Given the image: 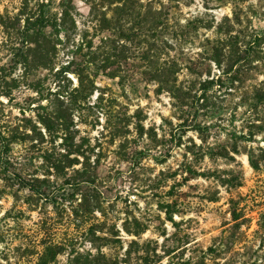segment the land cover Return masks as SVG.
Returning a JSON list of instances; mask_svg holds the SVG:
<instances>
[{"label": "rangeland", "instance_id": "1", "mask_svg": "<svg viewBox=\"0 0 264 264\" xmlns=\"http://www.w3.org/2000/svg\"><path fill=\"white\" fill-rule=\"evenodd\" d=\"M74 2L80 13L87 16L89 5L84 0ZM177 3L179 21L185 24L189 20L199 26L198 32L192 33L195 40L188 38L184 45L182 59H189V68L180 73L177 87L185 91L193 89L192 95H195L203 81L219 78L208 93L207 105L202 106L203 102L194 98L189 106H181L171 94H158L157 85L140 76L121 87L118 79L100 75L99 89L90 99L91 103L97 102L96 106L84 110L82 116L76 114L80 130L76 141L84 143L83 149L91 162L97 161L96 189L102 212H96V218L91 217L88 232V227H76L78 221L66 212L69 204L54 206L43 199H34L18 186L5 187L0 181V232L10 228L12 237V241L0 240L1 263L5 264L10 256V264H13L15 246L43 237L65 246L58 256V264H69L73 248L94 254L96 264H109L108 259L113 264H264V241L259 230L260 223L264 222L261 219L264 212V104L255 114L248 102L252 90L264 79V70L242 66L238 72L226 74L229 62L226 52L218 54L219 65L213 60L215 53L204 49L205 45L209 47L207 37L219 36V27L239 28L234 20L236 4L242 26L264 30V3L260 0H178ZM19 6L20 0H0V14L16 13ZM14 40L6 38L0 25V67L9 64ZM66 59L60 54L56 63ZM256 63L260 66L262 62ZM55 71L31 67L30 76L16 84L11 101L0 96L4 122L19 126L29 134L26 142L14 145L15 155L29 150L40 161L45 149H58L63 141L60 133L49 130L40 120L52 112L51 100L56 98L54 92L59 85ZM21 73L19 67L14 75ZM68 76L75 85L76 77L71 73ZM27 83L39 87L40 92ZM61 83L71 85L67 80ZM102 92L105 100L98 103L97 97ZM110 108L116 115L114 121L130 123L127 139L113 137L105 129L103 109L109 111ZM130 115L137 118L130 119ZM254 117L258 125H263L262 132L249 140L236 139V133L248 131ZM80 118L83 123L79 122ZM137 120L145 129L142 133L137 131ZM170 133L175 136L171 137ZM236 140L238 153L231 150ZM216 144L226 145L227 150H222L227 153L226 157L207 154L208 147ZM249 152L261 161V171L252 167ZM173 200L177 201L175 207L180 211L174 215L178 226L167 219L166 209L162 207ZM235 205L242 207L244 215L241 229L237 230L247 233L245 240L236 245L240 253L222 255L218 262L207 257L202 262L203 251L223 230L234 226L232 209ZM137 221L146 227L139 236L129 232L138 228ZM132 241L137 243L131 246ZM127 250L131 254L124 258ZM144 250L149 254L148 260L139 259V255H145ZM30 260L34 262L36 258L32 256L24 264H32Z\"/></svg>", "mask_w": 264, "mask_h": 264}, {"label": "trees", "instance_id": "2", "mask_svg": "<svg viewBox=\"0 0 264 264\" xmlns=\"http://www.w3.org/2000/svg\"><path fill=\"white\" fill-rule=\"evenodd\" d=\"M84 1L89 5L87 16L80 13L74 0H20L16 13L7 11L0 14V25L6 38L15 39L10 47L9 64L0 67V96L11 101L13 91L18 86L16 84L30 76L31 67L56 69L55 77L59 85L54 92L56 98L51 100L52 112L43 115L40 120L49 130L60 133L63 139L58 144V149H45L40 161L29 150L19 156L15 155L14 145L26 142L29 134L21 131L19 126L4 122L0 107V181L4 182L5 187L18 186L19 190H27L34 199H43L54 206L69 204L70 208H66V212L78 221V228H87L91 217H95L98 211L102 212L96 189L99 176L97 161L91 162V157L83 149L84 143L76 141L80 132L76 114L82 116L84 110L96 106L97 102L91 103L90 99L99 89L98 77L105 75L118 79V84L125 87L130 79L140 76L148 83H155L158 94H171L181 106H189L190 100L194 98L199 103L203 102L202 106H206L210 89L220 81L219 78L206 79L201 83V88L195 91V95H192L193 89L185 91L181 86L177 87L180 73L184 68H189V59H182L184 45L188 38L195 40L192 33L198 32L199 28L196 22L188 20L182 24L179 21L175 9L178 0ZM260 1L264 3V0ZM237 8L238 4L235 5L234 20L240 25L239 28L219 27V36L214 39L207 37L209 47L205 45L204 49L215 53L213 60L219 65L218 54L226 52L229 58L228 69L224 72L226 74L238 72L242 66L264 70V30L242 26L243 21ZM60 54H64L67 59L58 64L56 61ZM256 62L262 63L259 66ZM19 67L22 68V73L14 75ZM70 73L77 79L75 85L68 76ZM64 80L71 85H63L61 82ZM27 85L37 93L40 92L36 85ZM104 100L105 94L102 92L96 101L102 103ZM249 100L250 110L255 114L259 113V108L264 104V79L252 90ZM103 110L107 123L105 129L113 137L127 139L130 123L127 120L114 121L113 117L116 115L111 108L109 111ZM81 118L79 122L83 123ZM129 118L136 119L137 116L130 115ZM255 120L256 118L247 132L242 130L240 134L236 133V139L249 140L262 132L263 125H258ZM135 123L137 131L141 130L142 133L145 130L143 125L138 120ZM198 128L199 131L203 129L200 125ZM170 136L174 137L175 134L170 133ZM235 144L231 150L238 153L237 140ZM222 150H227L226 145H212L208 147L207 154L211 157H226L227 153L224 154ZM140 153L146 154L144 151ZM248 155L252 167L261 171V161L256 160L251 152ZM176 204L177 201L173 200L172 203L162 205L166 209L167 219L174 226L179 225L174 219V215L180 213ZM243 216L242 207L235 205L232 209L234 226L223 230L222 235L203 251L202 262L207 257L218 262L217 259L222 258V255L240 253L236 245L247 237L246 232L237 230L241 229L240 221ZM261 219L264 221V212L261 213ZM137 222L138 228L129 232L139 236L146 227ZM263 223H260L259 229L263 235L262 241ZM90 229L91 226L87 231ZM9 231L10 228H6L0 232L1 241L12 238ZM134 243L137 242L132 241L131 246ZM64 247L54 240L33 238L15 246L17 253L13 264H24L32 256L36 258L34 262L30 260L32 264H58V256ZM69 254V264H96V256L91 252L84 254L73 248ZM130 254L131 251L127 250L123 256L125 258ZM148 257V253L139 255L141 260ZM11 261L9 256L5 264H10ZM108 261L113 264L112 260Z\"/></svg>", "mask_w": 264, "mask_h": 264}]
</instances>
